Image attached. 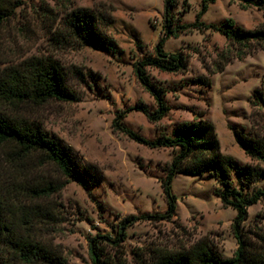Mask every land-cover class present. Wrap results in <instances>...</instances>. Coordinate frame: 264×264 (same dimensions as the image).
<instances>
[{
    "label": "rangeland",
    "instance_id": "1",
    "mask_svg": "<svg viewBox=\"0 0 264 264\" xmlns=\"http://www.w3.org/2000/svg\"><path fill=\"white\" fill-rule=\"evenodd\" d=\"M5 1L10 17L0 29V75L32 59L52 60L62 68L73 97L15 105L0 101V109L70 147L84 174L83 182L68 180L41 155H23L11 144L0 146V203L14 233L60 261L28 263L11 249L6 260L93 264L91 240L119 238L127 218L131 223L119 248L101 240L106 259L144 264L159 253L186 252L201 241L233 258L239 247L232 230L236 211L224 207L217 196L218 179L177 175L176 215L171 220L149 217L167 211L162 182L179 149L141 145L114 131L113 124L128 112L125 127L155 141L174 137L179 124L209 122L221 152L235 160L232 185L247 194L264 188V180L251 181L246 170L264 168V163L251 160L235 138V132L264 138V106L255 99L264 80V42L238 45L215 29H227L226 22L233 20L236 27L264 31V10L250 3L261 0H206L207 11L198 25L167 39L164 50L183 55L188 67L178 73L146 68L150 80L166 92L169 106L168 115L156 123L136 109L146 106L155 112L157 103L135 66L156 57V46L166 35V0ZM204 1L177 0L174 28L193 26ZM78 10L99 19L103 36L111 41L107 48L86 45L68 27V18ZM217 66L224 70L216 73ZM244 234L251 243L264 245V200L249 208Z\"/></svg>",
    "mask_w": 264,
    "mask_h": 264
},
{
    "label": "trees",
    "instance_id": "2",
    "mask_svg": "<svg viewBox=\"0 0 264 264\" xmlns=\"http://www.w3.org/2000/svg\"><path fill=\"white\" fill-rule=\"evenodd\" d=\"M250 3L264 10V0L256 4ZM176 4L177 0L165 1L166 35L160 39L156 46V57L146 59L135 66L139 81L157 103L155 112H151L146 106H137L136 109L143 112L152 123L163 120L168 115L169 106L165 100L166 92L150 80L146 68L154 67L171 73L187 69L188 63L183 55L166 52L164 44L171 37L177 38L181 30L196 27L207 11L208 2L204 1L203 10L197 16V22L193 26L174 28L172 11ZM9 17L10 11L7 2L0 0V29ZM99 23V19L88 10L73 12L67 20L68 27L86 45L94 48H107L111 41L103 36ZM226 24L227 29H215L231 43L245 46L251 42H264V31H249L236 27L233 20H228ZM223 70V66H217L216 73ZM72 97L66 87V77L62 68L52 60L32 59L22 66L5 69L0 75V101L2 103L15 105L27 101L36 103L53 99L65 101ZM255 99L257 103L264 106V80L261 89L255 92ZM127 115L128 112H124L115 119L114 131H121L135 142L152 149H179L171 166L166 170V178L162 182L167 211L165 214L149 217L171 220L176 215L177 197L173 193V182L179 174L193 177H202L205 174L214 175L221 185V189L216 190L217 196L224 207L236 211L232 230L238 240L239 247L233 258H224L215 246L201 241L186 252H162L144 264H264V245L257 246L251 243L244 234L249 208L264 200V188H257L252 194H247L243 189H237L232 185L231 176L235 160L221 152L220 142L213 125L206 121L179 124L175 128L174 137L165 136L150 141L125 127L124 120ZM235 138L251 160L264 163V138H252L239 132H235ZM8 144L13 145L16 151L23 155L33 153L41 155L47 163L56 167L68 180L83 182L84 174L80 169L83 166L77 165V158L70 147L64 145L57 137L48 135L40 126L23 119L11 118L0 109V146ZM246 170L251 181L264 180V168L247 166ZM130 221L131 218L124 220L123 228L118 234L119 238L115 240L105 237L91 240L90 255L93 264H127L125 260L118 257H115L114 260L106 259L101 240H107L119 248L126 238L125 226L131 223ZM262 242H264V238H262ZM7 249L13 250L18 259L28 263L60 261L45 247L17 237L10 225L7 213L0 203V264H11L6 260V255L9 254Z\"/></svg>",
    "mask_w": 264,
    "mask_h": 264
}]
</instances>
